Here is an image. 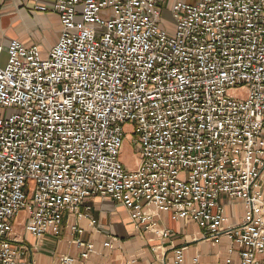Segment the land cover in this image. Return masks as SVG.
I'll return each instance as SVG.
<instances>
[{
	"label": "built area",
	"instance_id": "2783aa9c",
	"mask_svg": "<svg viewBox=\"0 0 264 264\" xmlns=\"http://www.w3.org/2000/svg\"><path fill=\"white\" fill-rule=\"evenodd\" d=\"M165 2L36 4L61 27L46 56L0 45V264H33L12 235L21 211L25 233L59 238L64 214L80 218L93 197L122 205L139 231L168 238L156 218L169 213L240 247L225 264H264V0H177L172 34L159 27ZM242 87L245 99L229 95ZM220 196L242 203L239 223L223 225ZM174 255L184 264L182 249Z\"/></svg>",
	"mask_w": 264,
	"mask_h": 264
},
{
	"label": "crops",
	"instance_id": "0c3cea01",
	"mask_svg": "<svg viewBox=\"0 0 264 264\" xmlns=\"http://www.w3.org/2000/svg\"><path fill=\"white\" fill-rule=\"evenodd\" d=\"M35 5L31 0H0V45L5 50L17 40L25 47L38 46L45 57L54 46L61 31L59 18L54 13L34 11ZM54 21L57 27L53 42L47 38L46 31ZM136 165L137 161L132 169ZM219 202L224 206L223 225L239 223L244 213L242 203L225 196H220ZM79 214L80 218L74 213L64 214L59 238L45 235L36 240L25 233L27 214L21 211L12 224L13 238L34 249L33 264H63L64 257L74 259V264H173L174 251L178 249L184 252V264H225L229 259L239 262L241 248L226 236L214 243L197 224L173 220L169 213L160 212L156 218L160 226L171 231L165 239L137 230L124 207L109 198L85 200ZM89 220L95 221L93 227ZM73 227L83 230L82 246L73 243L77 238ZM86 244L93 246V252L82 259Z\"/></svg>",
	"mask_w": 264,
	"mask_h": 264
},
{
	"label": "rangeland",
	"instance_id": "374dc122",
	"mask_svg": "<svg viewBox=\"0 0 264 264\" xmlns=\"http://www.w3.org/2000/svg\"><path fill=\"white\" fill-rule=\"evenodd\" d=\"M31 1L33 4H38V5H50L53 2V0H31ZM176 1L177 0H166L161 10L162 14L160 18L159 27L163 32H166L167 34H172L174 32V21L172 20V17H171V8H172V5ZM178 1H183V0H178ZM186 2L189 4H193L195 3V0H186ZM56 27H57V23L55 21L51 22L50 28L46 31V36L51 41H53V35L56 31ZM7 61H8V55L6 51H3L0 56V68H4L7 64ZM229 95L236 99H245L247 95V88L242 87L236 90H231L229 92ZM124 132L126 133V135H125L124 143L121 149V160L123 164L125 165V167L131 170L132 166L134 165L136 161L135 157L132 154L133 146L131 144V139H130V136H131L130 133L132 132V126L131 125L124 126Z\"/></svg>",
	"mask_w": 264,
	"mask_h": 264
}]
</instances>
